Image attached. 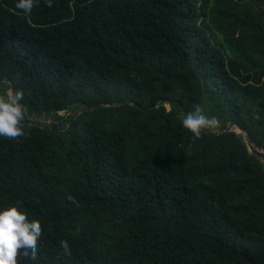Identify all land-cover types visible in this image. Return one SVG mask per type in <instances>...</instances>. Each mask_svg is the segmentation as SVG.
<instances>
[{"label":"trees","instance_id":"trees-1","mask_svg":"<svg viewBox=\"0 0 264 264\" xmlns=\"http://www.w3.org/2000/svg\"><path fill=\"white\" fill-rule=\"evenodd\" d=\"M16 3L0 95L23 91L25 135L0 136V211L42 227L18 264H264V167L226 133L264 148V0ZM197 104L222 126L193 142Z\"/></svg>","mask_w":264,"mask_h":264},{"label":"clouds","instance_id":"clouds-1","mask_svg":"<svg viewBox=\"0 0 264 264\" xmlns=\"http://www.w3.org/2000/svg\"><path fill=\"white\" fill-rule=\"evenodd\" d=\"M38 2L39 0H18L15 7L30 16ZM44 3L49 8L53 7V0H44ZM23 98V91L14 88L0 95V136L12 140L25 135L22 125L25 119L24 105L21 103ZM219 124L217 117L205 115V109L200 104L195 105L194 111L187 112L182 119L183 128L192 133L193 142L201 138L202 131L217 128ZM248 145L250 152L264 167L261 156L256 151V148H264L258 147L253 141L251 146L250 139ZM67 199L78 206L73 196L69 195ZM41 235V223L35 219L29 221L27 215L18 210V206H10L0 211V264H18V257L21 254L26 259L36 261ZM60 247L62 249L58 254L60 257L71 256L70 245L66 240L60 241Z\"/></svg>","mask_w":264,"mask_h":264},{"label":"rangeland","instance_id":"rangeland-1","mask_svg":"<svg viewBox=\"0 0 264 264\" xmlns=\"http://www.w3.org/2000/svg\"><path fill=\"white\" fill-rule=\"evenodd\" d=\"M168 109L171 110V106H170V105L168 106ZM30 122H37V123H40V124H42V125H44V126H46V125L49 126V125L52 124V122H51L50 120L45 119L44 117H43V118H39V119H37V120H35V121L30 120ZM26 125H29V124H26ZM220 126H222V124H220L217 128L211 129L210 131H212L213 133H220V128H219ZM231 127H232V125L229 126V128H231ZM229 130H230V131H229ZM229 130H228L227 133H231V132L237 133L239 136H241V137L244 139L245 143L248 141V140H247L248 138H247V136H246V133L243 132L242 129L237 128V127H233V128H231V129H229Z\"/></svg>","mask_w":264,"mask_h":264},{"label":"built area","instance_id":"built-area-1","mask_svg":"<svg viewBox=\"0 0 264 264\" xmlns=\"http://www.w3.org/2000/svg\"><path fill=\"white\" fill-rule=\"evenodd\" d=\"M256 151L260 154L262 164L264 165V149L256 148Z\"/></svg>","mask_w":264,"mask_h":264},{"label":"water","instance_id":"water-1","mask_svg":"<svg viewBox=\"0 0 264 264\" xmlns=\"http://www.w3.org/2000/svg\"><path fill=\"white\" fill-rule=\"evenodd\" d=\"M81 114H82V113H79V114L76 116V119H77ZM233 127H237V128H238L239 125L236 123V124H233L231 128H233ZM231 128H229V129H231ZM229 129H228V130H229ZM229 131H230V130H229ZM227 132H228V131H227ZM250 143H251V146H252V141H251V139H250Z\"/></svg>","mask_w":264,"mask_h":264}]
</instances>
